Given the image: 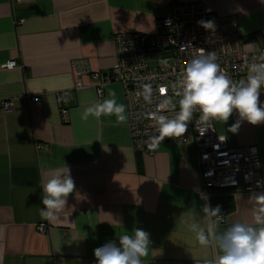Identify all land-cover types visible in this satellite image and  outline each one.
I'll return each instance as SVG.
<instances>
[{
  "label": "crops",
  "instance_id": "crops-1",
  "mask_svg": "<svg viewBox=\"0 0 264 264\" xmlns=\"http://www.w3.org/2000/svg\"><path fill=\"white\" fill-rule=\"evenodd\" d=\"M183 1H202L211 17L236 15L248 53L264 49V0ZM169 4L0 0V103H12L10 112L0 108V264H97L94 249L119 244L121 235H134L137 228L152 242L144 264H202L216 249L200 246L190 225L207 228L205 204L220 206V231L237 221L253 222L256 195L264 193V123L245 120L233 132L235 112L227 123L213 122L229 146H258L257 190L212 189L201 196L190 130L187 142L165 138L152 154L133 146L123 88L109 77L114 37L155 33L157 20L170 14ZM8 61L16 65L2 67ZM75 63L83 70L78 87ZM95 72L105 82L102 96ZM110 92L125 106L124 124L115 115L81 118ZM259 99L264 103V90ZM66 165L76 190L61 217L49 222L40 214L41 181Z\"/></svg>",
  "mask_w": 264,
  "mask_h": 264
},
{
  "label": "built area",
  "instance_id": "built-area-1",
  "mask_svg": "<svg viewBox=\"0 0 264 264\" xmlns=\"http://www.w3.org/2000/svg\"><path fill=\"white\" fill-rule=\"evenodd\" d=\"M169 7L170 14L157 20L155 33L124 32L114 37L115 63L109 77L123 88L133 146L144 154L155 152V146L150 147V144L151 138L158 133L151 117L156 114L160 100L163 96H172L179 110L181 97L175 96L173 91L182 79L187 63L201 49L214 51L217 63L235 81L244 80L252 64L264 63V49L257 55H251L245 49L236 15L211 17L202 1L170 0ZM209 20L214 22V31L206 30L198 23ZM150 52L160 53L159 65L153 68L147 61ZM79 64H74L77 87L81 85L79 77L83 73ZM15 65V61H8L2 67L12 68ZM92 77L100 79L101 76L95 72ZM144 85L152 88L150 104L142 95ZM104 86L103 79L95 85L99 96L103 95ZM0 108L2 112H10L11 101H1ZM161 114L169 115L167 112ZM199 115L194 114L183 137L168 138L171 142H187L188 131H191L200 173L199 194L207 198L212 189L242 188L250 191L261 188L262 179L255 174L260 168L258 146H229L225 136L217 133L214 125L205 132L203 127L196 125Z\"/></svg>",
  "mask_w": 264,
  "mask_h": 264
},
{
  "label": "clouds",
  "instance_id": "clouds-1",
  "mask_svg": "<svg viewBox=\"0 0 264 264\" xmlns=\"http://www.w3.org/2000/svg\"><path fill=\"white\" fill-rule=\"evenodd\" d=\"M198 23L206 30H215L211 20ZM262 90L264 63L252 64L246 80L235 81L217 63L214 51L201 49L187 63L183 77L173 91L175 96L181 97L179 110L172 96H163L156 114L151 117L158 135L151 138L150 147L158 146L165 138L183 137L195 113H200L196 125L203 127L204 132L213 127L214 121L227 123L234 112L238 113L239 119L230 128L233 132L245 120L252 125L264 123V103L259 99ZM142 95L146 103L152 102L150 85H144ZM109 97L87 107L81 118L87 121L89 116L99 119L115 115L116 123L124 124L125 106L117 103L114 92H110ZM164 112L169 115L161 114ZM197 128L200 131V127ZM41 189L44 205L41 217L53 222L64 213L70 194L76 190L70 168L66 165L52 172L46 180L42 179ZM203 212L209 219L207 228L196 223L190 228L196 233L200 246L215 248L216 255L205 258L202 264H264V193L256 195L251 223L237 221L220 231L219 222L223 219L220 206L212 208L205 204ZM151 243L150 234L137 228L134 235H121L119 244L109 241L97 247L94 255L97 264H144Z\"/></svg>",
  "mask_w": 264,
  "mask_h": 264
},
{
  "label": "rangeland",
  "instance_id": "rangeland-1",
  "mask_svg": "<svg viewBox=\"0 0 264 264\" xmlns=\"http://www.w3.org/2000/svg\"><path fill=\"white\" fill-rule=\"evenodd\" d=\"M159 58H160V53L158 52H150L147 54V61L149 63V66L151 68L156 67L159 65Z\"/></svg>",
  "mask_w": 264,
  "mask_h": 264
}]
</instances>
